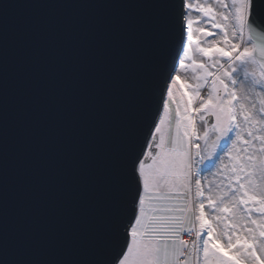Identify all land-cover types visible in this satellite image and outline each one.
I'll return each mask as SVG.
<instances>
[{
	"label": "snow or ice",
	"instance_id": "snow-or-ice-1",
	"mask_svg": "<svg viewBox=\"0 0 264 264\" xmlns=\"http://www.w3.org/2000/svg\"><path fill=\"white\" fill-rule=\"evenodd\" d=\"M47 7L0 14V264H264V0Z\"/></svg>",
	"mask_w": 264,
	"mask_h": 264
},
{
	"label": "water",
	"instance_id": "water-1",
	"mask_svg": "<svg viewBox=\"0 0 264 264\" xmlns=\"http://www.w3.org/2000/svg\"><path fill=\"white\" fill-rule=\"evenodd\" d=\"M152 0H0V14L7 12L9 25V53L18 54L22 51L23 31L26 26L35 23L46 24L48 22H62L69 17L73 10L47 7L56 4H138L150 3ZM179 3V0H176ZM7 5V9H5ZM40 6V7H37ZM100 12V10H96ZM140 10L123 9L112 10L110 15H129L135 17ZM77 15L84 19H90L95 12L87 9L76 10ZM100 14H103L102 12ZM10 65V69H11Z\"/></svg>",
	"mask_w": 264,
	"mask_h": 264
},
{
	"label": "rangeland",
	"instance_id": "rangeland-1",
	"mask_svg": "<svg viewBox=\"0 0 264 264\" xmlns=\"http://www.w3.org/2000/svg\"><path fill=\"white\" fill-rule=\"evenodd\" d=\"M194 3H201L203 4L204 0H193ZM190 18L192 20V24H191V29H192V32H193V36H194V40H196L197 37L200 36V33H199V29L201 28H207V24H206V20L203 16V14L199 13V12H196L195 10H193L190 14ZM195 48V44H193V49ZM193 55H194V58L196 59H199L198 57V54L195 53V51H193ZM185 75H187V77H191V73H187L185 74L183 71L181 72V77L183 78ZM183 81H178V83H182ZM202 143V146H203V142ZM209 179H213L212 177H209ZM220 179L219 177L215 178L213 183L214 184H219L220 183ZM226 184V182H225ZM225 185H221V187L223 188Z\"/></svg>",
	"mask_w": 264,
	"mask_h": 264
}]
</instances>
